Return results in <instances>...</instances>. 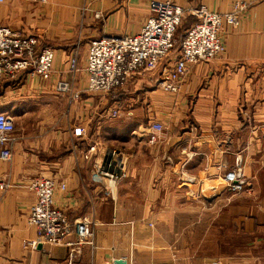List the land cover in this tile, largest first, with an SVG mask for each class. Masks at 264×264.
Listing matches in <instances>:
<instances>
[{"label":"crops","instance_id":"obj_1","mask_svg":"<svg viewBox=\"0 0 264 264\" xmlns=\"http://www.w3.org/2000/svg\"><path fill=\"white\" fill-rule=\"evenodd\" d=\"M155 1L221 15L246 7L220 33L223 54L191 65L176 94L154 89V74L127 86L137 93L128 102L90 92L91 42L139 33ZM0 25L55 52L50 79L20 73L0 83V113L16 125L12 159L0 160V183L10 185L0 190V264H68L72 254L74 264H264V0H4ZM154 122L165 131L150 145ZM111 153L125 164L115 182L93 172ZM240 154L258 200L201 198L202 183ZM40 178L56 182L54 206L71 223L90 222L88 243L74 234L32 248L39 232L28 219V185ZM204 211L209 219L199 218Z\"/></svg>","mask_w":264,"mask_h":264},{"label":"built area","instance_id":"obj_2","mask_svg":"<svg viewBox=\"0 0 264 264\" xmlns=\"http://www.w3.org/2000/svg\"><path fill=\"white\" fill-rule=\"evenodd\" d=\"M32 1L45 3L47 0ZM245 7L241 4L231 13L221 15L205 7L185 10L171 2H152L151 14L139 33L130 36H102L91 42L85 67L89 91L112 94L116 98L134 79L142 80L154 74L149 79L154 87L166 94H176L191 65L211 62L223 52L219 36L224 29V22L236 26ZM188 17H194L195 20L179 42L180 49L173 59L171 54L178 46L177 31ZM54 57L53 48L42 45L36 35L17 32L0 25V83L5 78H13L20 73L48 80L52 75ZM78 62L79 45L71 60L73 71H77ZM69 89L63 83L57 85L58 91L68 92ZM119 116L118 109L109 115L112 119ZM15 129L14 118L0 113V160L4 162L12 159L10 142ZM164 131L162 124H150L148 144H158ZM237 162L239 164L235 171L217 181L222 185L214 186L217 189L227 187L231 197L251 194L245 176L239 169L242 165L241 158ZM124 168L123 160L111 153L105 162L94 164L93 172L102 179L115 182L118 177L112 172H122ZM8 188L10 185L0 183V190ZM56 189V182L50 178H40L28 185V190L35 196L28 219L39 232L37 240L31 243L34 249L40 245H60L73 234L79 239L77 245L88 243L90 222L83 220L71 223L65 213L55 208ZM61 189L65 190V186L62 185ZM68 264H74L73 254L69 256Z\"/></svg>","mask_w":264,"mask_h":264},{"label":"rangeland","instance_id":"obj_3","mask_svg":"<svg viewBox=\"0 0 264 264\" xmlns=\"http://www.w3.org/2000/svg\"><path fill=\"white\" fill-rule=\"evenodd\" d=\"M4 1V0H3ZM30 2H32V3H34L32 0H29ZM48 1V0H47ZM46 1V2H47ZM45 2V3H46ZM0 3H2V2H0ZM35 3H38V2H35ZM202 7H204V6H200L199 8H202ZM206 8V7H205ZM189 9H198V8H189ZM207 9V8H206ZM185 10H188V9H185ZM232 12V11H231ZM231 12H229V13H231ZM223 15V14H222ZM194 20H195V18L194 17H188L185 21H184V23L182 24V26L181 27H179V29H178V31H177V34H176V38H177V48H176V51L173 53V54H171V57H173V59L175 58V54H177V51L180 49V47H179V42L183 39V37H184V35H185V33H186V31L189 29V27H190V25L194 22ZM225 24H227L226 22H224V26H225ZM238 25V24H237ZM236 25V26H237ZM219 39H220V36H219ZM224 47V46H223ZM223 52H224V50H223ZM223 52L220 54V55H222L223 54ZM55 53V52H54ZM219 55V56H220ZM218 56V57H219ZM217 57V58H218ZM54 59H55V57H54ZM89 84V83H88ZM154 89H157L156 87H154ZM59 92H61V91H59ZM91 92V91H90ZM93 93H100V92H93ZM101 94V97H102V95H104V96H107V98L109 99V98H114V96L112 95V94H108V95H106V94H104V93H100ZM137 93L136 92H133V91H131V90H129V88H126L125 89V91H121V92H119V94L118 95H116V98H118V97H120V99L121 98H123L126 102H128L126 99H131V96H135ZM139 94V93H138ZM125 97H127L126 99H125ZM143 100H141V102H142ZM160 101H162V99H160ZM127 106H129V104L127 103V105L126 106H121L122 108H125V107H127ZM108 108H109V106H108ZM119 109V108H118ZM244 116H245V118L249 121L250 119H252V115H250V117H249V115H245V114H243ZM242 116V115H241ZM117 155V154H116ZM239 158H241V160H242V165H241V167L239 168L240 170H241V172L244 174V170H243V156L240 154V155H238V156H236V159H235V163H234V166H233V168L231 169V170H227L226 172H224V174H221V175H219L218 177H216L215 179H213L212 180V182H206L205 183V181L202 183V185L204 186V188L203 189H201L200 190V197L201 198H206V199H208V200H212V199H216L221 193H227V201L228 202H230V203H232V202H242V201H252V203L253 202H255V201H257L258 200V193H256L255 194V192L253 191V187H252V185H251V183H250V181L247 179V177L245 176V174H244V176H245V179H246V181H247V185L250 187V191H251V194L249 195V194H246V193H244V194H242V195H238V196H236V195H234V197L232 196L231 197V193L227 190V187H225V186H223V187H221V188H215L214 186H217L216 184H220L219 186H221L222 184H221V182H217L218 180H220L221 178H224L225 176H226V174L227 173H229V172H232V171H235L236 170V166L239 164L237 161H238V159ZM205 183V184H204ZM208 186V187H207ZM212 187V188H211ZM253 213V212H252ZM209 217H210V212L209 211H204V212H202V214H200V216H199V218H204V219H209ZM208 222H209V220H208ZM204 229V231L206 230V229H209V227H204L203 228ZM90 233H91V228H90ZM74 235V234H73ZM91 235V234H90ZM39 237V236H38ZM37 240V239H36ZM34 242V241H33ZM32 243V242H31ZM209 251V250H208ZM173 261V260H172ZM174 262V261H173Z\"/></svg>","mask_w":264,"mask_h":264},{"label":"water","instance_id":"obj_4","mask_svg":"<svg viewBox=\"0 0 264 264\" xmlns=\"http://www.w3.org/2000/svg\"><path fill=\"white\" fill-rule=\"evenodd\" d=\"M116 264H126L124 261H116Z\"/></svg>","mask_w":264,"mask_h":264}]
</instances>
